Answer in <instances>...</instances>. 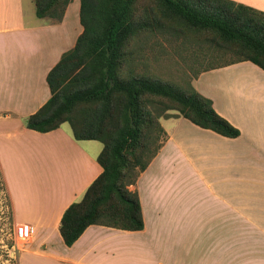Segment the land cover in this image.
Returning <instances> with one entry per match:
<instances>
[{
	"label": "crops",
	"instance_id": "0c3cea01",
	"mask_svg": "<svg viewBox=\"0 0 264 264\" xmlns=\"http://www.w3.org/2000/svg\"><path fill=\"white\" fill-rule=\"evenodd\" d=\"M233 1L264 12V0ZM79 7L71 0L56 21L38 17L34 0H0V169L13 225L34 229L17 264H264V69L250 60L192 80L238 136L160 117L165 139L130 186L144 227L90 224L64 243L61 216L102 172L103 144L63 124L30 129L25 118L50 97L47 73L82 32Z\"/></svg>",
	"mask_w": 264,
	"mask_h": 264
},
{
	"label": "trees",
	"instance_id": "16d2710c",
	"mask_svg": "<svg viewBox=\"0 0 264 264\" xmlns=\"http://www.w3.org/2000/svg\"><path fill=\"white\" fill-rule=\"evenodd\" d=\"M70 1L34 0L36 15L60 21ZM137 1L80 0L82 32L47 73L50 97L25 118L27 128L40 132L68 122L74 139L103 144L97 156L102 172L61 216L59 231L68 246L90 224L144 227L138 192L129 185L165 139L159 117L166 110L175 109L176 115L224 136L240 133L193 84L181 87L126 67L132 56L128 43L134 36L176 27L210 32L220 46L232 45L240 55L219 65L250 60L264 69V12L233 0H153V6L137 12ZM157 105L161 108L154 113ZM161 133L163 140L152 147ZM0 191L9 205L1 169ZM7 217L13 224L11 209ZM13 244L8 242L9 247Z\"/></svg>",
	"mask_w": 264,
	"mask_h": 264
},
{
	"label": "rangeland",
	"instance_id": "374dc122",
	"mask_svg": "<svg viewBox=\"0 0 264 264\" xmlns=\"http://www.w3.org/2000/svg\"><path fill=\"white\" fill-rule=\"evenodd\" d=\"M145 5L153 6L154 1L138 0L136 11L139 12ZM211 34L206 31L176 27L174 30L156 29L149 34L134 36L128 43L127 48L132 51V56L126 67L132 65L138 72H144L153 78L187 87L192 84L193 77L199 70L235 60L240 56L235 53L234 46L223 44L220 46L219 40H215V37L213 39V34ZM159 107L157 105L153 112L158 111ZM177 112L175 109H168L162 115L171 116L176 115ZM62 124L69 129L68 122ZM163 138L164 135L161 133L157 141L153 139L152 147L160 143ZM130 186L129 189L134 190ZM6 202L4 193L0 191V264H17L18 250L22 244L14 240V225L8 222L9 218L7 217L10 204L6 205ZM3 212H6L5 215ZM178 235L168 234V239H177ZM10 240H13L14 244L9 247Z\"/></svg>",
	"mask_w": 264,
	"mask_h": 264
},
{
	"label": "built area",
	"instance_id": "2783aa9c",
	"mask_svg": "<svg viewBox=\"0 0 264 264\" xmlns=\"http://www.w3.org/2000/svg\"><path fill=\"white\" fill-rule=\"evenodd\" d=\"M34 233V229L29 223H20L13 226V236L15 242L22 245L27 243Z\"/></svg>",
	"mask_w": 264,
	"mask_h": 264
}]
</instances>
